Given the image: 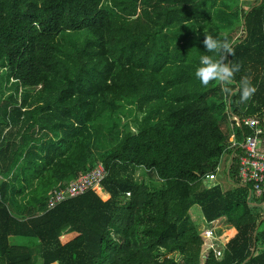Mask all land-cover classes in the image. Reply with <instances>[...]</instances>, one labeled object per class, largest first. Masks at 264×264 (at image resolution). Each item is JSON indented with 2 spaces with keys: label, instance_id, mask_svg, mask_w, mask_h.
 <instances>
[{
  "label": "trees",
  "instance_id": "trees-1",
  "mask_svg": "<svg viewBox=\"0 0 264 264\" xmlns=\"http://www.w3.org/2000/svg\"><path fill=\"white\" fill-rule=\"evenodd\" d=\"M209 35L235 42L230 93L193 75L200 55L220 59ZM263 110L264 0H0V264H264L263 200L237 178L241 119ZM223 154L231 187H207ZM97 164L107 200L96 187L46 209ZM193 206L229 224L219 257L200 260Z\"/></svg>",
  "mask_w": 264,
  "mask_h": 264
},
{
  "label": "built area",
  "instance_id": "built-area-1",
  "mask_svg": "<svg viewBox=\"0 0 264 264\" xmlns=\"http://www.w3.org/2000/svg\"><path fill=\"white\" fill-rule=\"evenodd\" d=\"M241 122L251 130V133L244 136L241 142L238 143L242 153L238 157L237 178L241 184L248 185L249 194L255 198H261L264 205V145L261 138V134L264 132V110L259 114L243 117ZM218 168L216 172L209 173L204 178L203 182L207 187L219 184L216 177ZM104 176L103 166L97 164L91 170L70 180L64 187L48 194L45 201L46 209H52L64 200L82 194L87 190L95 191V187L100 188ZM201 220L203 228L199 230V234L203 244L206 245L207 251L212 249L215 255L219 257L222 245L215 235L214 226L217 220L205 221L202 217Z\"/></svg>",
  "mask_w": 264,
  "mask_h": 264
},
{
  "label": "clouds",
  "instance_id": "clouds-1",
  "mask_svg": "<svg viewBox=\"0 0 264 264\" xmlns=\"http://www.w3.org/2000/svg\"><path fill=\"white\" fill-rule=\"evenodd\" d=\"M226 38L217 39L213 36H204L203 45L208 53H219L220 59H214L213 56L202 54L198 58V64L194 69V77L202 86H207L210 81L224 85L223 91L230 93L232 91L229 85L233 82L234 75L239 72L238 64L224 62L226 56L233 53V44ZM256 91L255 85L250 80L244 78L239 83V102L246 104Z\"/></svg>",
  "mask_w": 264,
  "mask_h": 264
},
{
  "label": "rangeland",
  "instance_id": "rangeland-1",
  "mask_svg": "<svg viewBox=\"0 0 264 264\" xmlns=\"http://www.w3.org/2000/svg\"><path fill=\"white\" fill-rule=\"evenodd\" d=\"M11 81H12L11 79L9 81H6L4 88H3V91H2L3 95H6L9 91H13L12 86H10ZM141 115L142 114L137 110L136 104L133 102V100L123 99L121 101V108L118 112L119 123L121 124V123L126 122L127 130H130V132H132V133L137 131V127H136V124L134 122V119L140 118ZM108 123H113V120L110 119L108 121ZM118 127L121 129L120 126H118ZM221 127L224 131L227 130V124L226 123L221 124ZM227 134L230 136L229 131H227ZM231 140H232V138H231ZM95 154H97V151L94 149V155H92V156L94 157ZM227 165H228V158L226 156V157H223L222 162H220L219 168L217 170V175H216L218 183L222 186L223 189H226V188L228 189L231 187V183L228 182L227 177H226ZM134 176L138 179L144 178V179L148 180V176L144 175L143 171L140 168L135 170ZM151 182H152V185L156 188L161 186V182L159 180H157L156 178L151 180ZM100 191H101V194H99L96 191L95 192L98 194V196L101 198V200H107L109 198V194L106 191H104L102 188H100ZM17 201L19 204H21L20 196H17ZM189 214H190L191 219L193 218V222L196 224L198 231L201 228H203L201 216L197 215V214H199V210L196 206H193L190 209ZM228 227H229V224L224 219L217 220V223L214 226L215 235H216V232L221 233L224 230H226ZM219 249L221 250V248H219ZM206 251H207L206 245L202 244L201 258H200L201 261L205 257ZM161 255L165 256L164 253H162V254H160V258L163 257ZM166 256H173L176 260L180 259V256L176 252L166 254Z\"/></svg>",
  "mask_w": 264,
  "mask_h": 264
},
{
  "label": "crops",
  "instance_id": "crops-1",
  "mask_svg": "<svg viewBox=\"0 0 264 264\" xmlns=\"http://www.w3.org/2000/svg\"><path fill=\"white\" fill-rule=\"evenodd\" d=\"M227 156V154H223L222 155V157H221V160H220V162H222V160H223V157H226ZM228 158V157H227ZM220 165V164H219ZM219 167V166H218ZM218 181V180H217Z\"/></svg>",
  "mask_w": 264,
  "mask_h": 264
},
{
  "label": "bare ground",
  "instance_id": "bare-ground-1",
  "mask_svg": "<svg viewBox=\"0 0 264 264\" xmlns=\"http://www.w3.org/2000/svg\"><path fill=\"white\" fill-rule=\"evenodd\" d=\"M95 189H96V187H95Z\"/></svg>",
  "mask_w": 264,
  "mask_h": 264
}]
</instances>
